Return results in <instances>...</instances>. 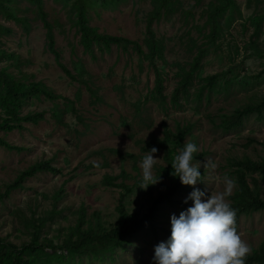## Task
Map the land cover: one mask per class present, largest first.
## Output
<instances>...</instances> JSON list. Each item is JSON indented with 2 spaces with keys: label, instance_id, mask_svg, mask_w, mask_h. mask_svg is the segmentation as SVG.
Segmentation results:
<instances>
[{
  "label": "trees",
  "instance_id": "1",
  "mask_svg": "<svg viewBox=\"0 0 264 264\" xmlns=\"http://www.w3.org/2000/svg\"><path fill=\"white\" fill-rule=\"evenodd\" d=\"M27 1L30 6L25 8L20 0H0V15L20 24L26 34L31 33L33 20H42L47 29L48 46L56 53L61 67L73 80L86 84L92 95L96 96L93 98L94 103L102 100L103 97L97 95L99 87H93V76L88 74L89 71L83 59L75 63V72L62 61V52L57 48L55 30L57 24L49 19L46 0ZM54 1L67 10L73 26L81 35V44L95 60L99 58L100 53L112 52L117 46L125 52L137 54L142 69L147 64L155 71L154 88L146 95L145 101L139 99L133 104L138 116L142 115L148 102L158 104L167 114L172 109L186 110V105H190V110L198 114L202 103L204 101L210 103L211 97L222 96L228 99L236 91H252V94L238 98L232 112H224L221 115L210 112L207 117L211 119L214 126L226 132L240 128L253 114H257L261 119L264 118V92L255 90L256 85L260 83L261 74L252 75L245 67L247 59L260 60L264 64V0H245L249 9L254 8L253 13L248 17L245 16L239 0H210L205 9L207 15L205 23L194 26L198 35L194 36L193 29H189L179 38L180 43L187 46L186 52L190 56L185 64L169 63L167 52L174 36L160 35L156 24L163 20H172L174 15L180 12L183 13L181 16L185 18V22L189 23V17L194 13L193 7L186 8V0H150L152 8L145 15L146 35L143 42L101 31L100 26L92 24L93 10L97 12L102 8L115 10L128 0ZM203 1L197 0V4ZM31 10L36 13L34 19L27 13ZM238 17L251 23L248 27L247 22H243L242 33L254 28L250 39L247 40L243 36V47L249 53L243 55L244 60L241 61H236L241 44L233 43L229 39V36L234 38L232 29ZM59 27H64V24L60 23ZM12 30L0 24V35L10 34ZM227 46L230 47L229 50ZM212 59L218 60L224 68L215 73H207L206 66L212 63ZM227 59L229 63L225 64ZM24 64L21 55L15 51L7 48L0 49V132L6 133L0 134V145L19 152L29 151L31 147L10 142L6 138L7 133L15 129H25V124H40L47 118L45 111L26 109L30 103L34 102V99L42 96L52 100L63 98L64 102H56L57 105L53 110V116L59 124L65 123L67 114L83 119L78 114L76 100L56 94L42 80H37L35 74L25 71ZM175 67L178 70L170 78L169 68ZM170 79L172 83L175 80V87L171 92H167L166 85L170 83ZM117 87L120 88V86ZM81 97L79 92L78 100ZM143 121L147 122L146 119ZM197 124L198 121L191 118L186 123H178L176 130L172 129L168 123L164 124L163 137L137 140L141 146V154L127 152L123 156L120 150L114 149L115 153L120 154L124 160L129 158L134 161L136 170L140 158L148 155V151L153 147L157 149L155 154L163 151V163L155 165V177L159 179L161 176L157 186L158 195L152 199L149 212L143 217L128 208L129 195L136 189H142L139 188L140 179L130 185L122 174L115 176L106 174L102 180L104 186L122 189L117 206L119 211L117 221L108 224L103 221L99 211L94 212L93 217L89 219L87 207L81 205L77 211H71V214L78 215L75 223L62 226L58 219L60 217L69 219L70 215L66 211L72 210L70 207H61V202L66 195L64 187L56 189L52 194L37 190V196L26 200L25 204L9 206L7 199L17 190L25 188V183L29 179L36 178L41 175V172H51L55 175L63 173L60 167L53 164L54 158H41L20 170L13 180L1 181L0 202L5 206L0 208V218L7 213L14 216V223L16 222L17 226L13 229L20 234L21 240L16 242L12 239L14 232L3 235L0 231V264H87L94 261L116 263L121 258L122 252L128 251L134 242L131 237L139 233L144 226L149 225L153 232L160 236L161 232L156 228L155 221L157 217L167 215L163 206L165 203L167 206H179L182 210L191 206L190 201L186 204L185 199L178 196L189 191L191 186L182 184L178 177L172 175L171 163L186 143L193 142L199 146V141L193 133ZM127 125L130 126L132 123ZM188 135L190 139L187 141ZM204 155L205 153L202 152L194 154V162L198 160L201 162ZM228 169L234 183V190L227 197L232 208L236 210V221L239 222L243 216H250L256 211H264L262 195L264 158L254 159L249 155L230 157ZM200 171L204 180L206 168L201 167ZM154 187L155 184L149 185V194L153 193ZM38 195L51 199V208H43ZM167 221L171 223L168 218ZM53 225L57 228H53ZM48 227L53 230H49ZM161 231L163 234H171V229L165 226H162ZM23 235L29 238L24 239ZM246 264H264V244L251 251L246 258Z\"/></svg>",
  "mask_w": 264,
  "mask_h": 264
},
{
  "label": "rangeland",
  "instance_id": "2",
  "mask_svg": "<svg viewBox=\"0 0 264 264\" xmlns=\"http://www.w3.org/2000/svg\"><path fill=\"white\" fill-rule=\"evenodd\" d=\"M20 1L25 8L30 6L27 0ZM209 1L204 0L201 4H197V0H186V8L193 7L194 13L189 17V23L185 22V18L181 16L183 13L180 12L174 15L172 20H163L156 24L160 35L174 36L167 52L169 63L185 64L189 59L190 56L186 52L187 46L180 43L179 38L189 29H193L194 36L198 35L194 26L205 23L207 19L205 9ZM239 1L242 3L246 17L253 13L254 8L249 9L245 0ZM151 8L150 0H128L115 10L103 8L99 12L93 10L92 24L100 26L101 31L143 42L146 35L145 15ZM46 10L49 12V19L57 24L55 29L57 48L62 52V61L75 72V63L83 59L89 71L88 74L93 76V87H99L97 95L102 96L103 99L94 103L93 98L96 96L92 95L86 84L73 80L61 67L56 53L48 46L47 29L42 20H33V29L30 34H26L20 24L0 15V24L13 29L10 34L0 35V49L7 48L21 55L25 63L23 66L25 71L35 74L37 80H42L56 94L76 100L78 114L83 118L80 120L76 115L67 114L65 123L59 124L53 116V110L57 105L56 102H64L63 98L52 100L42 96L34 99V102L26 107L27 110L45 111L47 118L40 124H25V129H15L7 133L6 138L10 142L30 146L31 150L19 152L0 145V182L13 180L20 170L41 158H54L53 164L60 167L63 173L55 175L51 172H41V175L36 178L29 179L25 183V188L17 190L7 199L9 206L25 204L26 200L37 196V190L52 194L56 189L64 187L66 195L61 202V207H70L72 210L66 211L70 215L69 219L62 217L58 219L62 226L75 223L78 215L71 214V211H77L81 205L87 207L89 219L93 217L94 212L99 211L106 224L116 223L119 215L117 206L122 189L104 186L102 180L106 174L114 176L122 174L126 177L127 183L135 184L138 179H141L143 158H140L137 163L136 170L134 161L129 158L124 160L120 154L115 153L114 149L120 150L123 156L127 152L141 154V146L137 140L163 137L164 124L168 123L172 129L176 130L178 123H186L190 118L198 121L193 133L199 141V152L205 153L200 162L201 167L206 168L204 181L199 182L195 187L208 191L209 195H217L225 191V177L231 179L228 169L230 157L249 155L254 159L264 158V118L261 119L257 114H253L240 128L226 132L214 126L211 119L207 117L210 112L219 115L232 112L238 98L252 94V91H236L228 99L222 96L211 97L210 103L205 101L202 103L198 114L190 110V105H186V110L172 109L167 114L158 104L148 102L142 115L138 116L133 104L139 99L145 101L146 95L154 88L155 71L147 64L142 69L137 54L125 52L117 46L112 52L100 53L99 58L95 60L81 44V35L73 26L67 10L54 0H46ZM27 13L33 19L36 18V13L32 10ZM243 22H247L248 27L251 26L250 21L238 17L232 29L234 38L229 36L233 43L241 44L236 61L244 60L243 55L249 53L243 47L242 40L244 37L247 40L250 39L254 31V28H250L242 33ZM60 23H63L64 27H59ZM229 49L230 47L227 46V50ZM224 63L228 64V59ZM245 67L252 75L261 74L260 83L256 85L255 90L264 92V64L260 60L247 59ZM222 68L224 67L216 59H212V63L206 66L207 73H215ZM177 70V67L169 68L170 78ZM174 82L175 80L172 83L170 79L171 84L166 85L167 92L174 89ZM79 92L82 95L80 100H78ZM127 123L132 125L129 126ZM0 134L6 133L1 131ZM189 139L188 135L187 141ZM154 156L156 164L163 163V151ZM153 174L154 176L156 174L155 166ZM158 184L159 182L155 184L152 194H149V186L147 189H136L128 197V208L143 217L149 212L152 199L158 195ZM192 190L193 186L189 191L178 196L185 199ZM233 190L234 183L231 192ZM262 195L264 196V181H262ZM39 199L43 208H51V199L44 198L43 195H40ZM226 199L229 201L228 197ZM190 203L192 204V201ZM4 206L0 202V208ZM163 206L167 215L159 216L155 221L156 228L161 232L160 236L155 234L149 225L144 226L139 233L131 237L134 242L128 251L122 252L118 262L94 261L87 264H154L155 246L171 236V234L162 233V226L171 229V223L167 221V218L170 219L173 213L179 215L183 211L179 206H167L166 203ZM16 226L13 215L7 213L0 218V231L3 235L14 232L13 228ZM236 227L239 235L252 250L264 244V211L243 216L239 222L236 221ZM53 228L57 226L53 225ZM48 229L53 230L50 227ZM19 236L18 232H14L12 239L19 242L21 240ZM23 238L29 237L23 235Z\"/></svg>",
  "mask_w": 264,
  "mask_h": 264
},
{
  "label": "clouds",
  "instance_id": "3",
  "mask_svg": "<svg viewBox=\"0 0 264 264\" xmlns=\"http://www.w3.org/2000/svg\"><path fill=\"white\" fill-rule=\"evenodd\" d=\"M156 152L153 147L142 160L139 188L147 189L161 179L153 174ZM194 154H199V148L188 142L171 163L172 175L182 184L193 186L184 201L192 204L179 215H171V236L155 246L154 264H246L252 249L239 235L236 210L226 199L233 181L225 177L226 189L217 195L195 187L204 180L201 163L194 162Z\"/></svg>",
  "mask_w": 264,
  "mask_h": 264
}]
</instances>
